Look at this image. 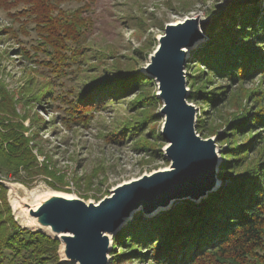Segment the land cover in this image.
Here are the masks:
<instances>
[{
	"label": "trees",
	"instance_id": "obj_1",
	"mask_svg": "<svg viewBox=\"0 0 264 264\" xmlns=\"http://www.w3.org/2000/svg\"><path fill=\"white\" fill-rule=\"evenodd\" d=\"M82 1L69 10L61 8L64 0H0V12L18 24L17 31L24 36L29 35V28L33 30L37 41L32 48L44 55L41 60L34 59L36 53L21 47V58L51 78L36 84L33 102L39 104L47 98L49 104L57 103L63 113L62 124L81 128L89 126L94 113L134 90L135 104L143 103L136 112L154 107L159 100L143 93L150 79L132 70L119 71L112 78L92 75L75 91L55 93L53 80L64 78L84 61L82 43L91 28L87 15L95 0ZM225 5L227 11L205 27L207 40L185 67L204 69L195 76L190 74L187 101L215 112L221 104L234 109L217 140L226 146L221 153L226 160L217 175L221 185L199 204L176 202L150 221L135 213L113 237L110 264H121L125 258H145L146 264H264V0ZM220 9L217 7L216 13ZM6 32L18 40L15 30ZM255 79L257 85L247 89ZM19 120L24 118L16 112L13 95L0 82V174L22 168L32 170L30 175L40 172L53 178L46 165L36 168L28 146L32 138L23 136ZM145 122L146 117L132 116L109 134L113 137L110 141L134 138ZM205 123L197 119L196 132L203 138L212 137ZM135 141L141 151L154 153L150 147L153 140L138 135ZM5 195L0 183V264H60L58 241L17 226Z\"/></svg>",
	"mask_w": 264,
	"mask_h": 264
},
{
	"label": "rangeland",
	"instance_id": "obj_2",
	"mask_svg": "<svg viewBox=\"0 0 264 264\" xmlns=\"http://www.w3.org/2000/svg\"><path fill=\"white\" fill-rule=\"evenodd\" d=\"M64 1L61 8L69 10L83 3L82 0L80 3ZM241 1L246 0H95L87 15L91 28L82 43L84 61L81 66L73 67L72 72L64 78L53 80L55 93L75 91L92 75L112 78L119 71L132 70L144 76L142 69L158 47L157 39L164 35L166 25L182 22L187 18H198L200 23L207 21L208 25L222 11H227L226 2ZM217 7H221L218 13ZM18 27L5 13L0 12V82L12 93L16 112L24 118L19 122L24 128L23 136L32 138L28 146L36 159V168L46 165L47 171L53 173L54 177L40 172L30 175L32 170L26 171L22 168H18L15 173L1 172L0 183L6 189L8 205L14 200V195L9 194L11 185L22 187L25 197L31 202L41 195L58 193L85 203L97 204L109 196L110 191L117 185L168 165L162 151L165 143L161 141L160 135L163 119L159 115L162 105L158 100L154 107L136 112L143 108V103L140 101L141 105L135 104L137 93L134 94L136 90L131 91L94 113L87 128L67 127L62 124L63 113L56 107L57 103L49 104L47 98L42 99L39 104L34 103L32 97L36 92V84L47 82L51 78L39 66L29 64L21 58V47L30 54L36 53L38 56L34 59L41 60L44 55L32 48L37 41L35 32L29 28V35L24 36L21 31H17ZM9 28L17 32L18 40L7 34L6 30ZM204 29L205 27L200 28V31L205 34ZM206 40L205 34L202 43ZM194 51L189 53L188 64L194 58ZM32 68L37 72H32ZM201 69L194 67L185 70L189 93V77L204 70ZM150 81V85L143 88V93L155 96L157 86L153 80ZM257 83L258 79H255L245 87L251 89ZM223 84L221 82L220 85ZM188 103L196 109L197 119L206 121V131L212 132L213 136L208 138H214L221 164L226 160L221 155L226 146L217 142L218 135L225 132L226 122L234 111L233 107L221 104L215 112L205 105L190 101ZM132 116L133 119L146 117V122L138 128L136 136H125L121 143L111 142L113 137L109 134L118 130ZM35 132L38 134L36 137ZM137 134L141 135V139L145 138L150 142L153 140L154 145L150 147L155 149L154 153L141 151L140 145H136L135 141ZM220 185L221 182L219 187ZM15 193L20 196L18 191ZM11 209V217L19 226L20 217ZM113 251L118 252V249ZM110 258L111 263V254ZM144 260L145 258L130 261L125 258L121 264H146Z\"/></svg>",
	"mask_w": 264,
	"mask_h": 264
},
{
	"label": "water",
	"instance_id": "obj_3",
	"mask_svg": "<svg viewBox=\"0 0 264 264\" xmlns=\"http://www.w3.org/2000/svg\"><path fill=\"white\" fill-rule=\"evenodd\" d=\"M207 23L187 18L166 25L142 69L155 82V96L162 105L166 167L117 185L97 204L58 193L31 202L22 187L11 185L14 200L9 206L19 215V226L58 241L60 264H110L113 237L135 213L150 221L176 202H200L217 192L220 159L215 140L196 132L197 113L187 101L185 72L189 53L205 40L200 28Z\"/></svg>",
	"mask_w": 264,
	"mask_h": 264
},
{
	"label": "bare ground",
	"instance_id": "obj_4",
	"mask_svg": "<svg viewBox=\"0 0 264 264\" xmlns=\"http://www.w3.org/2000/svg\"><path fill=\"white\" fill-rule=\"evenodd\" d=\"M189 57H190V55H189ZM172 207V206H171ZM133 217V216H132ZM132 219V218H131ZM112 242H113V240H112Z\"/></svg>",
	"mask_w": 264,
	"mask_h": 264
}]
</instances>
